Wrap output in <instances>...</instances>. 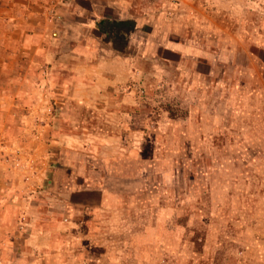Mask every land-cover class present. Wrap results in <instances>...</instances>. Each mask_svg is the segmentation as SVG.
<instances>
[{
	"label": "rangeland",
	"instance_id": "obj_1",
	"mask_svg": "<svg viewBox=\"0 0 264 264\" xmlns=\"http://www.w3.org/2000/svg\"><path fill=\"white\" fill-rule=\"evenodd\" d=\"M2 128L0 264H264V0H0Z\"/></svg>",
	"mask_w": 264,
	"mask_h": 264
},
{
	"label": "crops",
	"instance_id": "obj_2",
	"mask_svg": "<svg viewBox=\"0 0 264 264\" xmlns=\"http://www.w3.org/2000/svg\"><path fill=\"white\" fill-rule=\"evenodd\" d=\"M87 21H92V22H95V17H90V18H88V20H83V22H87ZM88 23V22H87ZM112 79V78H111ZM82 102H84V103H87V104H89L90 103V100L89 99H85V100H82ZM3 129V132L0 134V144H1V146H0V154H2V151H4V150H6V149H8L9 148V143L8 142H10V141H12V140H8L7 138H8V136L6 135V129H4V128H2ZM6 141V142H5ZM62 153L64 154V156H62V157H64V160H61L62 159V157H60V160H61V163H62V165H58V164H56V168L57 169H59V171H61L62 173H63V170H66L64 173L66 174V181L67 180H70V179H73L75 176H76V174H77V172H78V167L77 168H73L72 167V165H73V163L72 162H70V160L67 158V156L65 155V151H62ZM54 155L52 154V159H54L55 160V158L56 157H53ZM18 157H16V158H14L13 157V159H15L16 160V163H18L19 165H23V163L24 162H28V159H22V160H18L17 159ZM14 161V160H13ZM58 166H59V168H58ZM64 166H65V168H64ZM56 168H54V170L53 171H55L56 170ZM65 183V182H64ZM64 183H63V185H64ZM43 189H44V191H47V190H45V188L43 187ZM1 196V195H0ZM3 196V195H2ZM4 197V196H3ZM9 200V197H8V194L6 195V197H4V199H2L1 197H0V207L2 208L3 206H6V205H8V204H6V201H8ZM12 200H13V198L11 199V201H10V203H11V205L13 206L15 203H12ZM5 202V203H4ZM28 205H31V204H28ZM15 208V207H14ZM12 210H14V209H12ZM2 230V229H1ZM1 230H0V234L2 235L3 234V232H1ZM33 234V233H32ZM32 234H26V235H24V238H23V240L26 242V244H27V240H28V238H29V240L28 241H30V240H32L33 239V236H31ZM11 241H12V239H11ZM39 245H37L36 247H38ZM11 249L13 250V251H15V252H13L12 254H11V256H12V260H11V262L13 263H15V264H28L29 263V261H30V259L29 258H27L28 257V255L30 254V250L31 249H29V248H27L26 247V252H20L19 251V249H17V248H15V245H14V243H13V245H11ZM23 253V254H22Z\"/></svg>",
	"mask_w": 264,
	"mask_h": 264
},
{
	"label": "trees",
	"instance_id": "obj_3",
	"mask_svg": "<svg viewBox=\"0 0 264 264\" xmlns=\"http://www.w3.org/2000/svg\"><path fill=\"white\" fill-rule=\"evenodd\" d=\"M74 7H75V4H74ZM76 10L78 12L79 15L83 16L82 18L84 19H88L90 17H93V11H87L85 10L83 7H80L77 5L76 7ZM95 25H96V29L102 34V35H106V36H109L110 38L113 37V36H119V37H123V36H127L128 34H126L128 31H129V34L130 33H133V30L131 29H128L125 24H123V22H119V23H116V22H112L111 20H108L106 19L105 17L104 18H101V19H97L95 18ZM138 29V28H136ZM180 39H182L180 37ZM70 106L67 105H64V107H62L61 111L58 112V114H60L61 116H64L70 112ZM90 119L87 118L86 119V122L89 123ZM68 158V157H67ZM70 160V162L73 163L72 167L75 169L77 167H79V165H76V160L74 158H68ZM61 160H64V157H62ZM61 160L58 161V165H62L61 163ZM59 168V166H58ZM65 168V166H64ZM66 170H63V173L61 171H59L58 169V173L62 175V178L66 176V174L64 173ZM53 174V173H52ZM56 173L53 174V176L55 177ZM261 232L263 233L264 232V227L261 228ZM254 244V243H253ZM256 247H254L253 245L251 246V250H252V254L254 255H257V256H260V255H263L264 256V252L262 250H259L262 249L264 247V239L263 237H260V240L259 242L255 243Z\"/></svg>",
	"mask_w": 264,
	"mask_h": 264
}]
</instances>
